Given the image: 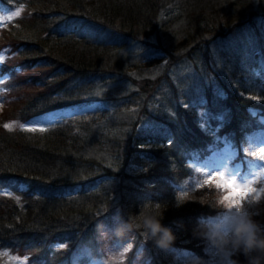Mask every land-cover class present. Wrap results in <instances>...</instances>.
Wrapping results in <instances>:
<instances>
[{
	"label": "trees",
	"instance_id": "obj_1",
	"mask_svg": "<svg viewBox=\"0 0 264 264\" xmlns=\"http://www.w3.org/2000/svg\"><path fill=\"white\" fill-rule=\"evenodd\" d=\"M3 9L21 14L0 24V188L15 196L0 195V251L71 264L106 241L98 222L110 229L159 203L164 224L183 222L173 245L162 251L133 229L113 236L133 245L121 263L174 264L179 249L201 255L195 220L223 208L203 166L226 146L234 161L251 160L248 138L264 133V0H0ZM243 30L249 46L213 58L214 43ZM151 36L168 61L133 77L128 69L141 68L122 45ZM193 55L196 69L206 62L198 97L176 96L169 74ZM158 89L164 101L154 109ZM97 101L102 109L59 117L44 131L5 127ZM162 106L172 122L156 112ZM262 201L250 213L264 226Z\"/></svg>",
	"mask_w": 264,
	"mask_h": 264
},
{
	"label": "rangeland",
	"instance_id": "obj_2",
	"mask_svg": "<svg viewBox=\"0 0 264 264\" xmlns=\"http://www.w3.org/2000/svg\"><path fill=\"white\" fill-rule=\"evenodd\" d=\"M18 10H0V14H7L3 17V19H0V24L5 23L7 21H10L14 17V13ZM11 17V19H9ZM251 32L248 30H243L238 32L233 38H230L225 41H217V43L213 44L214 46L211 49V54L213 58L218 55L220 51H223L221 54L227 53L228 50L232 47V52L234 46L239 43L249 44L251 40ZM184 35V34H183ZM162 46H166L167 42H165V38L162 35ZM149 42L146 44H136L135 42H124L122 45L125 49V53L128 56L127 62L129 63H135L138 67L141 68L140 71L136 72V69L131 67L128 69V72L133 77L136 75L140 76H152L155 71L152 69L155 67L156 61L159 65H164L168 59L167 57L161 58V55L163 54L160 46L157 44L158 37L151 36L149 38H146ZM119 41V40H117ZM174 45H177L178 40H174ZM241 45V47L244 49L245 45ZM247 44V45H248ZM169 46H171L169 44ZM249 46V45H248ZM237 49L240 51V47L236 46ZM129 52V54H127ZM0 56H2L0 54ZM161 58V59H159ZM206 62L197 63L199 69L195 68V55L192 56V60L188 61L184 64H177L172 68V73L169 74L170 80L175 83V89H176V96H181V94H193L195 96V93H199V89L195 88V80H198L199 74H197L200 71L199 65H204ZM159 76V75H158ZM164 95L165 91H162L161 89H158L154 96L151 98L152 101L149 103L151 104L150 107L153 105L154 101V109L158 108L160 105H162V102L164 101ZM198 96H195L197 98ZM154 98V99H153ZM170 107L172 104L169 105ZM96 107H99L97 105ZM101 107V105H100ZM166 107V106H165ZM14 108V107H12ZM103 108V107H102ZM101 108V109H102ZM165 111L166 113L162 112L163 115H165L166 119H168L170 122V118L166 116L167 111L165 108L160 107L156 110V112L159 111ZM7 111V108H1L0 107V114H4V112ZM9 112V111H8ZM155 112V113H156ZM57 114L54 115H47V116H39L31 121H29L27 124H25L23 127H26L28 129L35 128L36 130H40L41 128H46L56 117ZM173 115V114H172ZM13 125L16 124V122L11 121ZM12 124H8L11 127H14ZM261 146H264V134L257 132L251 135V137L248 138V154L252 157L250 161L247 162V168L243 169L242 165L240 163H233L232 162V151L228 150L226 147L221 150L220 152L216 153V157L214 158L213 162H210L203 166V178L206 181L205 183L210 182L211 185L216 186L217 183L223 184L226 181H232L236 180L235 173L237 169L240 173H243L244 175H249V173H252V175H249L248 181H246L247 186L250 188H255L257 190H260L264 188V169L259 167V164L256 163V161H259L260 164H264V161H260L259 156H252L253 152H259V148ZM210 173V175H208ZM244 175L240 176V180L244 179ZM223 177V179H222ZM240 180H236L237 183L240 182ZM219 189V188H218ZM222 196L227 195L229 192V189L223 188L219 189ZM110 194V191L108 192ZM107 193V196H109ZM0 195H12V193L6 192L4 190L0 189ZM221 196V197H222ZM264 196V192L261 193V200ZM238 198V197H234ZM260 201V200H259ZM254 202L258 201H253ZM264 205V204H263ZM252 206V205H251ZM249 206H245V210H248ZM252 207L248 210L250 212ZM259 213L263 214V210L259 211ZM112 217H114L112 215ZM129 243H121L117 239H114L110 247L107 248V252L112 256V259H115L116 261H122L126 257V255L129 253H125L123 251V248H126ZM132 244V243H131ZM201 253L202 255H195L192 254L191 251H185V250H176L173 253V260L172 263L174 264H199L197 261V257L202 258L203 264H219V260L215 252L211 249H208L205 251V245L202 243L201 246ZM117 249L120 251L117 252ZM0 264H42L41 260H37L36 262H27L26 257H18L17 255H12L8 252L0 251ZM77 264V263H74ZM88 264H101L99 261V258H94L90 263ZM223 264H226L224 261Z\"/></svg>",
	"mask_w": 264,
	"mask_h": 264
},
{
	"label": "clouds",
	"instance_id": "obj_3",
	"mask_svg": "<svg viewBox=\"0 0 264 264\" xmlns=\"http://www.w3.org/2000/svg\"><path fill=\"white\" fill-rule=\"evenodd\" d=\"M225 214L228 215L226 222ZM173 226L183 228V222L173 221L172 225H166L157 208L144 205L134 219L115 222L110 229L101 221L97 223L96 229L102 235L107 230L115 238H122L133 229L141 230L156 248L166 251L176 239ZM192 234L203 242L205 251L211 249L215 252L219 264H223L225 260L229 264H239V260L235 259L239 256L244 258L246 264H264V226L243 207L230 211L222 208L216 215L198 216ZM196 259L199 264H203L202 258ZM104 264H113V261L106 259Z\"/></svg>",
	"mask_w": 264,
	"mask_h": 264
},
{
	"label": "snow or ice",
	"instance_id": "obj_4",
	"mask_svg": "<svg viewBox=\"0 0 264 264\" xmlns=\"http://www.w3.org/2000/svg\"><path fill=\"white\" fill-rule=\"evenodd\" d=\"M20 12L16 11L14 13V16L19 17L20 16ZM7 15L5 14H0V19H3V17ZM9 19H11V17H9ZM4 62V58L3 56H0V64H2ZM6 128H11L10 125H5ZM23 127V126H22ZM31 131H35V128L29 129ZM44 129L41 128L40 131H43ZM252 156H259L260 161H264V146H261L259 148V152H253ZM245 159H247V157H245ZM257 164H259V167L264 169V164H260L259 161H256ZM210 175V173L208 174ZM244 175L243 173H240L239 170L237 169L235 176H236V180H240V176ZM249 175H252V173H249ZM249 175H244V179L240 180L239 183L236 182V180H232V181H226L223 184L221 183H217L216 186L219 189H223V188H227L229 189V192L227 195H224L221 197L219 203L223 206V209L226 210H232L234 208H239V207H243L245 210V206H249L251 207L252 202L253 201H259L261 200V193L264 192V188L257 190L255 188H250L247 186L246 181H248L249 179ZM223 179V177H222ZM207 182H212V181H207ZM188 194V190L185 189L184 191H182L181 193V198L187 196ZM234 197H238V198H234ZM264 202V201H262ZM155 208H157L158 210L160 209V204L157 203L154 206ZM246 211V210H245ZM248 212V211H246ZM228 220V215L225 214L224 216V221L226 222ZM133 245L131 243H129L127 245L126 248H123V251L125 253H127L129 251V249H132ZM120 250L117 249V252H119ZM226 264H229V262L227 260H225Z\"/></svg>",
	"mask_w": 264,
	"mask_h": 264
}]
</instances>
